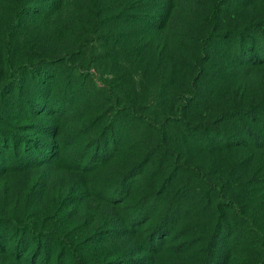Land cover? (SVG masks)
I'll return each instance as SVG.
<instances>
[{
	"label": "rangeland",
	"instance_id": "1",
	"mask_svg": "<svg viewBox=\"0 0 264 264\" xmlns=\"http://www.w3.org/2000/svg\"><path fill=\"white\" fill-rule=\"evenodd\" d=\"M259 259L264 0H0V264Z\"/></svg>",
	"mask_w": 264,
	"mask_h": 264
},
{
	"label": "trees",
	"instance_id": "2",
	"mask_svg": "<svg viewBox=\"0 0 264 264\" xmlns=\"http://www.w3.org/2000/svg\"><path fill=\"white\" fill-rule=\"evenodd\" d=\"M214 13V12H213ZM6 41H7V45L6 47L8 48L11 44V39L9 37V30L6 33ZM30 68V69H34L36 68V64L35 63H29L27 61H21L20 63H18L17 65H15L14 67H10V72L12 71L13 73H15L16 77H19V68ZM106 86V85H105ZM106 88L108 89V86H106ZM184 104H182L179 107H182ZM143 116V115H142ZM111 117L108 118V120H110ZM153 125H156V127H159V125H157L154 122H151ZM159 135L160 138L162 140L163 137V130L159 127ZM172 154L174 156V158H176L177 156V152L176 151H172ZM177 161V160H175ZM177 165H181L182 167H186L189 168L190 170L194 171L196 174H198L203 180H205L208 184H211L214 186V188L216 189L217 192V196H218V200L222 203H224L226 206L232 207L236 213H238L242 218H244L248 225L255 231L259 232V229L257 228V226L254 224V220L253 217L250 214H247L245 212H243V210L241 209V207L239 206V204L237 203V200L234 198H228L225 197L223 194V190L221 189L220 186L213 184V182H211L210 180H208L204 174V172L202 170H200L197 166L195 165H188L185 162L182 161H177L176 163ZM31 233L33 236L36 235H40V234H52L53 236H55L58 240L63 241L64 243H66L68 245V248L71 252V254L73 255L75 262L76 263H80L81 262V257L80 254L77 250V248L74 246V244L68 240V238L66 237V235H64L63 233H61L58 229L56 228H51V229H42V230H38V229H31ZM261 259H259L258 264H260Z\"/></svg>",
	"mask_w": 264,
	"mask_h": 264
}]
</instances>
